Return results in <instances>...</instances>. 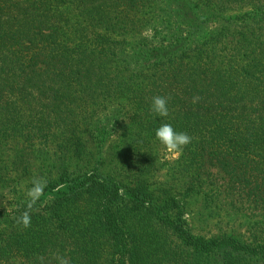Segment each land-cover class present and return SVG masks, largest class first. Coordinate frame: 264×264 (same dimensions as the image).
Wrapping results in <instances>:
<instances>
[{"label": "trees", "instance_id": "16d2710c", "mask_svg": "<svg viewBox=\"0 0 264 264\" xmlns=\"http://www.w3.org/2000/svg\"><path fill=\"white\" fill-rule=\"evenodd\" d=\"M157 95L168 117L151 111ZM162 122L192 137L181 201L152 189ZM114 135L118 177L103 171ZM37 144L65 168L29 228L16 224L28 198L0 210V264H264V0H0V179ZM216 175L261 215L248 239L186 219Z\"/></svg>", "mask_w": 264, "mask_h": 264}, {"label": "rangeland", "instance_id": "374dc122", "mask_svg": "<svg viewBox=\"0 0 264 264\" xmlns=\"http://www.w3.org/2000/svg\"><path fill=\"white\" fill-rule=\"evenodd\" d=\"M239 13L232 11L229 14ZM119 117L120 115H117L115 120L118 119L119 125L122 127L124 119ZM116 140L119 139L115 135L109 137L102 149V158L105 162L103 171L110 177H118V162L113 160L112 154L108 152L109 148L111 151L113 144L118 142H115ZM24 146L16 147L21 150L20 154L23 153L16 158L18 165H10V171L0 179V210H10L18 200L23 199V197L27 198L26 193L32 187L31 181L34 177H40L46 181L56 180L65 168L62 155L56 153L52 147L37 144L33 149L26 150ZM159 156L162 167L152 180L154 183L152 189L167 190L171 196L181 201L182 195L180 193L186 191L185 182L175 172L180 155L174 158L166 150H161ZM70 165V172L78 175L80 171L83 173L92 168L94 159L87 156L85 163H83L78 158H73ZM214 181H216L215 188L213 186L210 188L201 187L191 193L192 195L190 194L191 196L187 200L186 219L196 233H201L207 237L230 233L241 239H248L251 236L253 224L261 220V215L255 213L252 216V213L246 209L247 207L243 203L232 201L226 197V194L223 193L226 185L223 176L216 175ZM216 196L218 199L215 198ZM220 196L221 199H219ZM212 197L215 202L208 204L207 199Z\"/></svg>", "mask_w": 264, "mask_h": 264}, {"label": "clouds", "instance_id": "9594fccd", "mask_svg": "<svg viewBox=\"0 0 264 264\" xmlns=\"http://www.w3.org/2000/svg\"><path fill=\"white\" fill-rule=\"evenodd\" d=\"M169 99V97L154 96L152 98L151 111L159 117H168ZM199 100V96H194L192 102L197 103ZM155 137L174 158L178 157L183 148L192 142V137L186 132H177L171 124L166 122H162L160 127L156 129ZM31 184L32 187L26 193L28 198L26 201V209L16 218V224L22 225L23 228H29L31 226V211L44 194L47 181L40 177H34ZM40 259L42 260L43 257ZM54 259L58 261V264H69V260L61 255H55Z\"/></svg>", "mask_w": 264, "mask_h": 264}]
</instances>
